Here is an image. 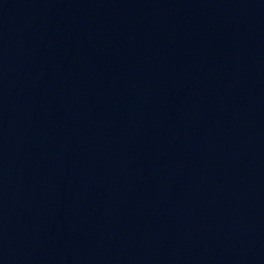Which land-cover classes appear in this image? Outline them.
<instances>
[{
  "label": "water",
  "instance_id": "obj_1",
  "mask_svg": "<svg viewBox=\"0 0 264 264\" xmlns=\"http://www.w3.org/2000/svg\"><path fill=\"white\" fill-rule=\"evenodd\" d=\"M0 264H264V0H0Z\"/></svg>",
  "mask_w": 264,
  "mask_h": 264
}]
</instances>
